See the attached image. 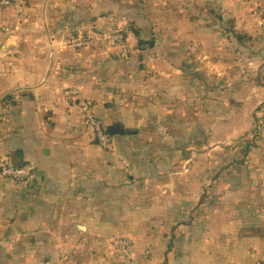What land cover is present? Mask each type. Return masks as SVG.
I'll list each match as a JSON object with an SVG mask.
<instances>
[{
    "label": "crops",
    "instance_id": "crops-1",
    "mask_svg": "<svg viewBox=\"0 0 264 264\" xmlns=\"http://www.w3.org/2000/svg\"><path fill=\"white\" fill-rule=\"evenodd\" d=\"M144 1L130 4L131 18L151 47L127 60L96 43L71 45L80 30L107 29L96 17L106 0H28L30 23L0 20V156L40 168L30 182L0 177V264L264 262V105L254 132L250 123L235 128L232 101L215 123L211 151L221 155L226 143L224 177L203 183L199 160L188 166L199 181L179 174L180 142L189 136L178 127L189 119L194 127L202 115L191 102L199 81L187 62L214 60L211 43L232 57L233 37L219 30L233 16L249 33L251 8L242 0ZM260 33L254 48L264 45ZM240 50L243 61L263 63L264 81V50ZM67 88L96 104L112 151L83 126ZM7 96L15 103L4 105ZM209 169L218 173L215 163ZM118 237L130 241L131 263L113 254Z\"/></svg>",
    "mask_w": 264,
    "mask_h": 264
},
{
    "label": "rangeland",
    "instance_id": "rangeland-1",
    "mask_svg": "<svg viewBox=\"0 0 264 264\" xmlns=\"http://www.w3.org/2000/svg\"><path fill=\"white\" fill-rule=\"evenodd\" d=\"M1 1L3 0H0L1 21H8L11 26L16 24L22 25L30 23L32 17L29 11L28 0H15L26 3L28 7L27 16L18 14L15 6L13 8L4 7ZM121 1L122 6L119 5V2ZM133 2L134 0H106L105 9L100 10L96 17L107 23L108 26L106 28H112L120 22H123L122 24L126 23L131 28L132 26L137 28L136 24L131 18L132 13L130 11V6L133 5L130 4ZM236 2L240 4L239 0H236ZM139 3L142 5L145 3V1L139 0ZM110 4L112 5L109 8ZM263 6L264 1L260 5V10L263 8ZM249 7L251 8V6ZM214 14L216 20L227 19L226 14V19L224 18L223 14H216L215 12ZM250 14L252 13L250 12ZM252 15L253 23H251V29L249 33H246L247 31L242 30L241 24L235 22L233 16L228 19V26L219 30V35H227L229 38L233 37L232 44L234 53L232 57L229 55V52L227 55L224 54L226 47H221L222 45L219 43H211L209 45V50L211 51L213 57H215L214 60L211 61L207 59L206 61H203L201 57L197 58V60L201 63H208L207 65L203 63L201 67H196L194 62H187V64L191 67V72L189 74L196 75V79L199 81V84H196L194 88L196 91L195 95H192L191 97V102H194L196 105L198 104L200 106L202 114L199 121L195 119L194 127L193 124H191L193 119H189V121L186 120L184 125L178 127L181 133L189 136L187 139H184L180 142L183 150L185 149L186 151V155L184 156L185 158H183L186 160V163L182 168L183 172L179 173L180 175H187L185 179L188 180V183H191L195 180L199 181L198 177L194 173L191 174L189 172L188 166L193 165L194 160H199L197 164L202 165V172L200 175L202 182L206 185L210 182L211 178L214 179L217 177L220 179L221 177H224L226 169L225 149L227 145L225 142L219 144V146L223 148V151L219 150V152L221 151V155L219 156H217L216 151H211V131L216 122L229 115V101H232L234 107L233 114L235 117V128L237 127V130L240 131L243 125L247 126V124L250 123V131L254 132L256 130L255 127H251V125L252 123L256 124L258 121L259 115L257 112L259 111V108L264 105V93L261 91L264 81L260 74L257 73L259 64L263 63L254 62V56H251L249 61H243L241 58L242 53L240 55V48L243 46L252 53H257L258 51L264 50L263 44L257 48H254L252 41L255 34L260 32H262L260 34L262 37H264V26L260 27L261 25L259 24L260 22L264 23V9L259 15ZM244 42H248L250 45H246ZM98 46L101 45H97V47ZM258 48L261 50H258ZM101 49L106 50V48H103L102 46ZM131 56L130 58H132ZM246 74H249L248 78ZM210 78L212 79L211 82L217 78L215 80L216 83L214 84L207 82V80L210 81ZM228 146L230 147V143ZM193 150L194 152L199 151L200 156L195 157L194 154H189ZM211 163H215V166L218 167L217 174H214L212 171H210L209 166ZM171 191H173V189H171ZM112 252L117 257L122 258V256L115 254L113 249ZM105 256H107V254H105ZM123 259L131 263L129 258L126 257Z\"/></svg>",
    "mask_w": 264,
    "mask_h": 264
},
{
    "label": "built area",
    "instance_id": "built-area-1",
    "mask_svg": "<svg viewBox=\"0 0 264 264\" xmlns=\"http://www.w3.org/2000/svg\"><path fill=\"white\" fill-rule=\"evenodd\" d=\"M242 1L245 4L251 6L252 14L259 15L261 13L259 3L260 0ZM1 3L5 7L13 8L15 6L18 14H22L23 16L28 15V7L25 2H17L18 4L16 3L15 5L11 0H3ZM95 43L97 45H101V43L104 44L109 52L110 50H116L122 59H128L134 54L135 51L130 46L128 35L124 31L108 33L102 32V34L96 32L93 33V31L78 33L72 40L71 45L74 48H85L93 46ZM9 96L4 99L6 103L3 102L6 106L10 105L12 102H15ZM64 97L67 99V101L73 102L75 106H77L82 117L83 126L90 132L94 133L99 145L105 150L112 151V137L109 131H107L103 121L96 115V104L88 99L83 98L78 88H67L64 92ZM39 170V166L33 162L14 163L11 157L7 155L0 156L1 178L14 182H30L40 174ZM111 245L115 254L122 256V258L130 256L131 243L127 238H115ZM262 264H264V262Z\"/></svg>",
    "mask_w": 264,
    "mask_h": 264
},
{
    "label": "trees",
    "instance_id": "trees-1",
    "mask_svg": "<svg viewBox=\"0 0 264 264\" xmlns=\"http://www.w3.org/2000/svg\"><path fill=\"white\" fill-rule=\"evenodd\" d=\"M11 1L14 4H16L18 2V1H15V0H11ZM6 8H8V7H6ZM122 23L123 22H120V23H118L117 25H115L112 28H107L105 31L103 30V32H105V33H108V32H116V31H124V32H126V34L128 35V38H129V44H130V46L132 47L133 50H137V49L145 50V49H149V47H151V43H150L151 41L146 40V39H144L141 36V32H142L141 29H139L138 27L136 28L134 26H132V28H131L126 23L125 24H122ZM80 32H81V30L78 33H80ZM101 45H103L102 46L103 48H106V46H104V44L101 43ZM110 53L113 54L112 57H114L116 59H119V60H123L120 57V54L116 50H110ZM1 156H5V155H1ZM7 156H9V155H7ZM9 157H11V156H9ZM11 159H12V161L14 163H18L12 157H11ZM26 162H28V161H26ZM20 163H22V162H20Z\"/></svg>",
    "mask_w": 264,
    "mask_h": 264
},
{
    "label": "water",
    "instance_id": "water-1",
    "mask_svg": "<svg viewBox=\"0 0 264 264\" xmlns=\"http://www.w3.org/2000/svg\"><path fill=\"white\" fill-rule=\"evenodd\" d=\"M94 32H97V33H99V34H102V32H100V31H94ZM6 49V46L3 48V50H5ZM0 55H2V53L0 52ZM126 131V133H129V134H131V133H136V131L135 130H131V129H127V130H125Z\"/></svg>",
    "mask_w": 264,
    "mask_h": 264
}]
</instances>
